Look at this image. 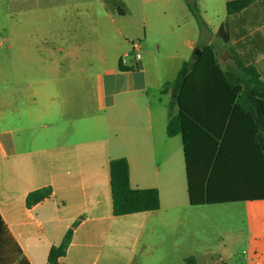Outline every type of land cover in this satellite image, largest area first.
<instances>
[{"label":"crops","instance_id":"1","mask_svg":"<svg viewBox=\"0 0 264 264\" xmlns=\"http://www.w3.org/2000/svg\"><path fill=\"white\" fill-rule=\"evenodd\" d=\"M229 1H200L202 37L185 0H118L124 15L110 0H0V216L30 264H48L71 228L58 264H162L158 226L176 233L171 256L184 264H264V201L240 203L244 239L228 229L216 247L200 245L210 206L190 204L183 139L167 134L179 109L164 85L200 38L222 68L237 55L264 81V7L228 16ZM225 23L228 44L217 36ZM121 158L132 189L158 190L159 210L113 215L110 162ZM47 187L52 197L27 208Z\"/></svg>","mask_w":264,"mask_h":264},{"label":"trees","instance_id":"2","mask_svg":"<svg viewBox=\"0 0 264 264\" xmlns=\"http://www.w3.org/2000/svg\"><path fill=\"white\" fill-rule=\"evenodd\" d=\"M119 14L126 11L117 3ZM200 32H209L200 1L185 0ZM256 2L233 0L226 5L228 16L238 15ZM217 36L228 44L230 31L223 24ZM200 55L184 62L176 79L164 85L172 89L179 112L168 124L169 137L182 136L186 160L189 201L192 206L225 205L264 201V81L254 65L237 55L234 67L222 68L215 43L197 44ZM120 70L129 71L122 65ZM110 182L115 217L154 212L160 209L157 189H132L130 168L124 158L110 162ZM50 187L29 193L27 208L50 199ZM71 228L62 242L52 247L48 264H58L72 241ZM186 264H198L195 257ZM0 264H30L0 216Z\"/></svg>","mask_w":264,"mask_h":264},{"label":"rangeland","instance_id":"3","mask_svg":"<svg viewBox=\"0 0 264 264\" xmlns=\"http://www.w3.org/2000/svg\"><path fill=\"white\" fill-rule=\"evenodd\" d=\"M195 51L196 50L193 51V56ZM9 62H12L13 64L20 63V61ZM199 217L206 220L205 223H201L195 227L197 232L205 234L206 241H202V243H200L202 246L208 245L210 247H216L220 242L219 236H222L221 232L228 229H242L244 234L243 236L242 234L240 236L242 239H244L246 218L243 204L212 205L208 207L207 212L200 213ZM154 233L157 236H162L163 238L162 243H159L160 247L157 249V251L159 250L157 254L160 255L159 257H162V264H184L177 257L171 256V246L174 244V239L172 236L176 234L172 228L158 226L156 227V231ZM147 234L148 232H145L146 236ZM144 241L145 240H143L142 244H147V242L144 243ZM150 244L155 245L157 243L153 241V243ZM143 250V247H141L138 256L143 254ZM153 260L154 255L148 257V259L145 261L148 263Z\"/></svg>","mask_w":264,"mask_h":264},{"label":"built area","instance_id":"4","mask_svg":"<svg viewBox=\"0 0 264 264\" xmlns=\"http://www.w3.org/2000/svg\"><path fill=\"white\" fill-rule=\"evenodd\" d=\"M137 47H138V45H136V44L133 46L134 51H135V60L139 61L141 59V54L138 52ZM121 62H122V65H126L125 59H123Z\"/></svg>","mask_w":264,"mask_h":264},{"label":"water","instance_id":"5","mask_svg":"<svg viewBox=\"0 0 264 264\" xmlns=\"http://www.w3.org/2000/svg\"><path fill=\"white\" fill-rule=\"evenodd\" d=\"M199 55H200V50H199V49H196L194 56H195L196 58H198Z\"/></svg>","mask_w":264,"mask_h":264}]
</instances>
